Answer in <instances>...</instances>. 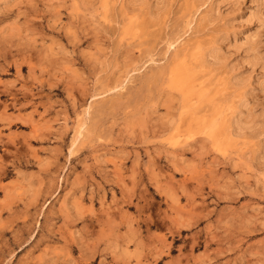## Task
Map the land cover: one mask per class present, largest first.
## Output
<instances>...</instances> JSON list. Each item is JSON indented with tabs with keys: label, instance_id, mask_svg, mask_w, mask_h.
<instances>
[{
	"label": "rangeland",
	"instance_id": "374dc122",
	"mask_svg": "<svg viewBox=\"0 0 264 264\" xmlns=\"http://www.w3.org/2000/svg\"><path fill=\"white\" fill-rule=\"evenodd\" d=\"M0 264H264V0H0Z\"/></svg>",
	"mask_w": 264,
	"mask_h": 264
},
{
	"label": "bare ground",
	"instance_id": "6f19581e",
	"mask_svg": "<svg viewBox=\"0 0 264 264\" xmlns=\"http://www.w3.org/2000/svg\"><path fill=\"white\" fill-rule=\"evenodd\" d=\"M179 74H180V73H179ZM181 74H182V73H181ZM177 75H178V74H177ZM178 76H179V75H178ZM180 76H181V75H180ZM185 76H186V75H185ZM188 76L190 77L191 75H188ZM184 78H185V77H183V79H184ZM190 78H191V77H190ZM190 78H189V80H190ZM186 79H188V78H186ZM181 80H182V79H181ZM182 81H183V80H182ZM182 81H181V82H182ZM184 82H185V81H184ZM179 83H180V82H179ZM190 83H191V82H190ZM190 83H189V84H190ZM180 84H181V83H180ZM183 84H185V83H183ZM183 84H182V85H183Z\"/></svg>",
	"mask_w": 264,
	"mask_h": 264
}]
</instances>
